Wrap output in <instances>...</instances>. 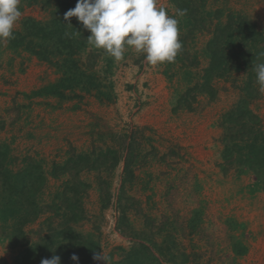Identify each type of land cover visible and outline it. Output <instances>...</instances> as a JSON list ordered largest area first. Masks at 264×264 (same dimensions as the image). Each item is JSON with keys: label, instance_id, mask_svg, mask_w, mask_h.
<instances>
[{"label": "rangeland", "instance_id": "374dc122", "mask_svg": "<svg viewBox=\"0 0 264 264\" xmlns=\"http://www.w3.org/2000/svg\"><path fill=\"white\" fill-rule=\"evenodd\" d=\"M26 1L21 0L20 23L48 19L42 0H30L31 5ZM159 3L175 15L170 0ZM211 8L223 11L222 23L236 14L254 24L257 34H263L253 40L256 48L245 47V52H261L264 0H207L205 9ZM185 38L191 41L192 36ZM207 39L206 30L197 33L188 52L200 50ZM87 51L107 55L92 45ZM85 53L83 64H91ZM103 59V55L98 59L96 70ZM165 70L166 65L152 66L129 49L123 60H114L111 103L84 93L78 94L81 99L59 101L31 96L55 81L51 67L1 47L0 146L10 151L15 169L26 162H42L52 192L58 187L60 192L67 182L87 185L80 194L85 218L73 227L84 235L95 233L96 253L103 252L106 264H121L129 250L140 245L148 250L144 264H264V207L258 197L264 194V185L240 168L235 157L225 161L226 132L218 126L239 91L229 82H216L214 98L197 95L187 110L176 106L177 85L182 84L181 93L185 87L181 73L169 80ZM249 72L255 76V71ZM259 95L251 104L264 128V93ZM120 212L125 218L118 225ZM52 213L45 210L26 227L28 233L44 218L58 223ZM30 233V240L36 239ZM0 247L13 264L18 253L1 241ZM0 264H6L1 254Z\"/></svg>", "mask_w": 264, "mask_h": 264}, {"label": "trees", "instance_id": "16d2710c", "mask_svg": "<svg viewBox=\"0 0 264 264\" xmlns=\"http://www.w3.org/2000/svg\"><path fill=\"white\" fill-rule=\"evenodd\" d=\"M206 1L170 0L175 9H187V14L178 19L182 49L174 63L165 64L164 74L172 80L173 74L178 76L181 73L185 84L182 93L186 92L181 93L182 84L178 83L176 106L187 110H191L190 102L197 95L214 98L216 82H229L237 88L240 97L221 114L218 121V126L226 132L223 157L225 161L235 157L238 166L248 170L262 187L264 128L252 109L251 102L260 95L259 85L253 81L256 74L254 76L249 70L254 72L255 61H262L259 55L264 52V47L260 53L245 52V47L247 50L256 48L252 42L263 32L258 35L254 24L242 17L237 19L236 14H231L222 23L223 11L212 8L206 10ZM26 2L31 5L30 0ZM42 2L47 6L48 19H24L15 30V39L0 45V48L3 47L4 51L14 56L26 54L55 71V81L35 90L31 96L61 101L74 97L81 99L78 94L84 93L96 95L101 103H111L113 85L110 79L114 59L105 54L93 56V53L87 51L90 46L87 38L91 33L84 29L77 18H71V26L64 19L65 13L74 9L77 0ZM195 5L200 9L199 13ZM205 30L208 39L203 47L193 53L188 52L197 33ZM186 34L192 36L191 41L184 39ZM84 52L87 58H92L89 61L91 64H83ZM102 55L103 65L96 70L95 66ZM9 152L7 147L0 146V241L9 250L18 253L13 257V264H40L42 259H51L53 255L60 257L61 264H76L71 259L73 254L78 256V264H94L93 255L99 250L95 233L84 235L73 227V224L77 225L85 218L80 194L87 189V185L67 182L63 183L60 192V187L52 192L48 186L49 173L42 167V162H26L24 167L15 169L9 160ZM80 158L78 156L77 161ZM76 171L80 173L79 169ZM49 192L53 195L48 201ZM103 203V206L108 204L107 201ZM45 210L54 212V218L59 217V221L54 224L52 217L44 218L33 232H29L36 238L31 241L26 227L36 223ZM124 218V213L120 212L118 225L122 224ZM94 231H98L97 228ZM147 252L144 245L131 248L121 264H144Z\"/></svg>", "mask_w": 264, "mask_h": 264}, {"label": "clouds", "instance_id": "9594fccd", "mask_svg": "<svg viewBox=\"0 0 264 264\" xmlns=\"http://www.w3.org/2000/svg\"><path fill=\"white\" fill-rule=\"evenodd\" d=\"M20 5L21 0H0V45L15 39L23 15ZM186 14L187 9H175V15H170L159 0H77L64 19L71 26V18H77L91 33L88 43L115 61L123 60L132 49L142 54L148 64L162 66L174 63L182 49L176 17ZM254 71L259 91L264 93V62L257 63ZM71 259L78 264V256L73 254ZM94 259L106 264L103 252L96 253ZM40 264H61V259L53 255Z\"/></svg>", "mask_w": 264, "mask_h": 264}, {"label": "crops", "instance_id": "0c3cea01", "mask_svg": "<svg viewBox=\"0 0 264 264\" xmlns=\"http://www.w3.org/2000/svg\"><path fill=\"white\" fill-rule=\"evenodd\" d=\"M258 197L262 199V201H263V207H264V194H261V193H260V194L258 195ZM259 213H260V212H259ZM262 234L264 235V225H263ZM0 252H1V253H0L1 256H2L3 258H5V263L8 264L9 260H8L6 257H4V253L2 252L1 247H0Z\"/></svg>", "mask_w": 264, "mask_h": 264}]
</instances>
